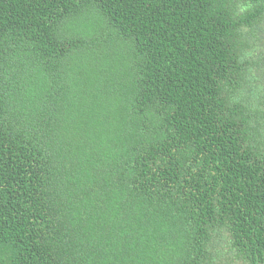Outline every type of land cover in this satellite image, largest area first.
<instances>
[{
    "label": "trees",
    "instance_id": "trees-1",
    "mask_svg": "<svg viewBox=\"0 0 264 264\" xmlns=\"http://www.w3.org/2000/svg\"><path fill=\"white\" fill-rule=\"evenodd\" d=\"M0 264H264V0H0Z\"/></svg>",
    "mask_w": 264,
    "mask_h": 264
}]
</instances>
